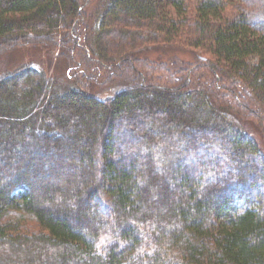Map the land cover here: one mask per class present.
<instances>
[{
    "label": "trees",
    "instance_id": "16d2710c",
    "mask_svg": "<svg viewBox=\"0 0 264 264\" xmlns=\"http://www.w3.org/2000/svg\"><path fill=\"white\" fill-rule=\"evenodd\" d=\"M28 47L71 87L0 77V264H264V0H0Z\"/></svg>",
    "mask_w": 264,
    "mask_h": 264
},
{
    "label": "rangeland",
    "instance_id": "374dc122",
    "mask_svg": "<svg viewBox=\"0 0 264 264\" xmlns=\"http://www.w3.org/2000/svg\"><path fill=\"white\" fill-rule=\"evenodd\" d=\"M96 3V2H95ZM97 6L94 4L90 10L95 12ZM149 48L142 50L140 56L148 60L158 62H175L177 64H190L195 58L203 59V57L192 50H166ZM23 68H31L45 77L54 79L55 85L61 91L71 87L66 80L65 63L55 57L54 51L45 48H20L12 52L0 56V77L10 76ZM114 92V91H113ZM112 89H103V87L93 86L91 88V95L98 98H105L110 96ZM237 125L250 137H252L258 144L259 148L264 151V126L259 130L255 125L245 123Z\"/></svg>",
    "mask_w": 264,
    "mask_h": 264
}]
</instances>
